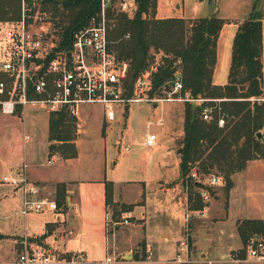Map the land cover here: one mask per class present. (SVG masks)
I'll return each instance as SVG.
<instances>
[{
	"label": "trees",
	"instance_id": "16d2710c",
	"mask_svg": "<svg viewBox=\"0 0 264 264\" xmlns=\"http://www.w3.org/2000/svg\"><path fill=\"white\" fill-rule=\"evenodd\" d=\"M52 14L60 35L58 48H69L75 28L87 23L101 9V0H39ZM159 0H137L133 15L109 7L115 25L109 31L110 47L127 62L125 77L128 91L133 93L135 81L144 71H150L149 97L166 95L172 81L179 76L183 82L181 94L204 98L203 104L184 101L183 135L177 149L182 170L181 183L188 187V205L203 209L200 187L208 186L192 177L215 174L223 181L226 196L234 185V174L244 170L250 160L264 158V137L258 132L264 125V103L250 99L262 90L264 61L262 32L264 14L254 8L253 13L238 25L233 39L228 81L214 82L218 60V39L226 23L218 15L186 17L157 15ZM23 0H0V21H16L22 16ZM159 59L157 58V55ZM0 71V80L6 79ZM6 97L0 93V99ZM213 107V117L205 119L202 108ZM22 106L17 110L21 112ZM225 114L226 124L220 126L219 115ZM78 117L70 109L61 107L49 114L51 152L65 157L78 154ZM58 203L66 202L65 195ZM106 205L111 206L115 218L133 209V203L114 200L113 182L106 181ZM243 241L239 257L246 256V246L252 235L264 236V219L245 217L237 222ZM145 248V242L141 243ZM136 259H144L134 253Z\"/></svg>",
	"mask_w": 264,
	"mask_h": 264
},
{
	"label": "rangeland",
	"instance_id": "374dc122",
	"mask_svg": "<svg viewBox=\"0 0 264 264\" xmlns=\"http://www.w3.org/2000/svg\"><path fill=\"white\" fill-rule=\"evenodd\" d=\"M180 2L181 6L178 4L175 7L172 4L173 9L179 12L183 9L184 13L188 15L187 17L218 15L225 18V32L220 44L217 79L218 81H227L231 46L234 38L232 31L236 28L238 22L251 16L254 8L264 14V0H180ZM5 23L0 21V61L3 59L1 46L6 28ZM159 56L158 54V59ZM156 102L152 99L134 101L131 103L128 113L122 112L121 107L117 106V118L111 122L105 120L103 106L97 102L81 104L79 114L76 115L79 122L77 143L80 154L74 159V168H71L70 173H73L77 178L83 179L79 182V194L82 198V203L81 208L80 206L77 207L79 217L77 216L73 219L75 232L69 237L70 244H80L82 241L90 242L92 244L91 253L94 255L100 254L96 247L101 243L99 232L100 217H102L103 213L100 208L102 195L100 183L93 179L106 174L110 179L119 180V184H121V200L119 201L134 204L129 223L118 225L114 231L106 229L108 238H117L122 248V250L121 248L116 250L110 247L111 253L109 254L117 256V260L110 264H154L152 261L145 263L137 260L126 261L127 263L118 261V259L124 258L122 256L124 249H132V253H138L139 256L144 254L143 260H147L146 249L148 245L145 242V248L141 246V236L140 238L136 237L137 240L130 241L131 227L143 224L144 219L140 217V212L143 209L147 210L145 206L147 195L154 199L158 197L164 198V196L169 194L160 191L158 195H156L157 192L155 191L148 193L153 189L152 187H150V190L143 189L142 187L145 186L146 182L142 179L154 182L156 181L155 179L163 178L169 179L172 183L181 182V169L178 174L179 170L177 171L176 161L179 157L177 149L180 146V140L183 135L184 101L179 99L164 100L159 102V105ZM48 109L46 105L29 103L26 105V112H23L22 109L21 112L16 111L13 114L4 113L0 110V180H2L4 174L12 172L10 164L13 163V159L23 164L24 131L31 130L29 128L31 123L39 126V139H42V126L46 123ZM159 119H162V122H156ZM149 131H154L158 134L156 146H148L145 143V138ZM27 133L32 135L30 132L25 134ZM126 145L130 146L128 150L125 148ZM116 159L119 160L118 163L115 162ZM262 162L264 160L260 164ZM249 174L250 182L254 183L255 186L257 184L264 186V163L258 167H251ZM212 175L215 174H198L199 181L208 186V189H205L208 191L209 198L205 199L207 205L202 210H205L208 205H212L211 210H213L210 216L207 217L204 216V212L201 214L192 210V215L187 221L188 225L183 227L181 238L183 239L187 236L189 244L186 260L175 261L177 252L175 257L167 259L162 264H264V261L253 259L247 254L243 258L237 259L235 257L244 244L239 232L235 229V218L231 217L232 219L230 220V217L227 218L225 214V212L229 211L230 204L225 196L223 185L212 183L210 181ZM221 182L224 184L223 180ZM160 187H164L162 183ZM166 187V189L169 188V186ZM14 189L17 190V188ZM202 189L203 187H200V190ZM257 189L259 190L258 187ZM188 194L189 190L182 184L180 193L177 196L183 195L188 200ZM171 195L176 196V193ZM58 204L59 208L56 212L68 209L65 201ZM160 205L162 210H165L163 209L164 204L159 203H153L152 208L154 206L159 208ZM20 214L25 217L26 222L30 223V226L33 225V222L37 226L50 213L48 211H44V213L29 212L24 215L20 211ZM233 214L239 215V211L236 210ZM61 223H64V227L61 230L64 232L67 225L65 222ZM37 227L39 230L41 229V225ZM55 227L56 225L53 226V228ZM194 227L198 229L195 231ZM138 228L141 227L139 226ZM25 236H28L30 240L35 238L39 242L44 240V236L41 237V235L39 237H34V235ZM55 237L58 238V236ZM181 239L178 241V245ZM232 247L233 249H231ZM151 249L153 250L151 259H153L155 257L153 244ZM180 250L179 246L178 251ZM202 251H204V254ZM129 252L126 258L130 257L131 251ZM182 253L185 252L182 251Z\"/></svg>",
	"mask_w": 264,
	"mask_h": 264
},
{
	"label": "built area",
	"instance_id": "2783aa9c",
	"mask_svg": "<svg viewBox=\"0 0 264 264\" xmlns=\"http://www.w3.org/2000/svg\"><path fill=\"white\" fill-rule=\"evenodd\" d=\"M133 15L137 9V0H101V9L89 21L74 29L69 48H58L60 35L55 27L52 14L43 8L39 0H23L22 16L16 21L5 23L2 37L3 59L0 70L6 79L0 80V93L6 97L0 99V110L4 113H15L17 106L22 108L29 103L46 105L50 110L65 107L75 115L79 114L81 104L97 102L103 106L105 120L111 122L117 118V106L122 112L128 113V108L134 101L152 99L158 104L164 100L179 99L203 104L204 98L193 97L189 93L181 94L183 82L179 76L174 79L172 89L166 95L149 97L150 71H144L135 81L134 91L130 93L125 81L128 64L121 60L110 47L109 31L115 25L114 18L109 16V7ZM262 52L264 61V19L262 32ZM250 99L259 104L264 103V75L262 90ZM41 102V103H40ZM213 107L205 104L202 116L205 119L213 117ZM227 117L221 114L217 118L220 126L226 124ZM156 122H162L159 119ZM264 137V125L260 130ZM31 134H25L26 139ZM158 134L149 131L145 138L148 146H156ZM127 150L129 145L125 147ZM49 162L52 159L48 160ZM192 177L199 181L198 173L192 172ZM223 179L212 175L210 181L219 183ZM2 181L17 188L22 194L21 213L56 212L59 204L52 192L44 185L32 180L24 162L15 172L4 174ZM188 190V187H186ZM201 194L209 198L208 191L203 188ZM189 197V194H188ZM187 200V205H188ZM192 210L203 214L202 209H191L188 205L186 225ZM113 210L108 205L105 212V228L114 231L118 225L129 223L130 211H123L121 217L115 218ZM22 248L15 259L0 260V264H84V254L79 251L60 253L50 245L32 243L28 236L21 240ZM146 258L151 260L153 250L147 244ZM181 250L177 253L178 260H186L189 252L187 236L181 239ZM184 251L185 253H182ZM247 255L256 260L264 261V236L252 235L246 246ZM237 259L238 253L235 255ZM145 258V259H146ZM117 260L115 254H108L97 264H109Z\"/></svg>",
	"mask_w": 264,
	"mask_h": 264
},
{
	"label": "crops",
	"instance_id": "0c3cea01",
	"mask_svg": "<svg viewBox=\"0 0 264 264\" xmlns=\"http://www.w3.org/2000/svg\"><path fill=\"white\" fill-rule=\"evenodd\" d=\"M172 4H174L175 7L178 6V4H180V6L182 5L180 0H159L157 15L160 17L188 16L184 13L183 9L180 12L174 11ZM240 22L237 23V26L234 29L235 31H232L233 36L235 35ZM224 27L225 25H223L218 39V60L213 76L214 82L218 84H224L228 81H218L217 79L218 63L220 60V44L225 32ZM22 109L23 112L27 111L26 106ZM49 109L46 114V123L42 126V139H39L40 136L38 125L31 123V127H29L31 128V130L24 131V135L26 132H30L32 133V136L28 140H26L23 136V163H27V172L29 177L32 180L44 185L47 190L52 192L55 198L65 195L68 209L66 211L60 212L48 211V213L50 214L48 215V217L44 218V221H42V223H40L41 229L39 230V228L37 227L40 226L39 224L36 226V224L33 222V225L30 226V223H27L25 217H22L20 214V207L22 206L21 192L19 190H15L9 184H4L2 180H0V185H2L0 186V260L11 261L15 259L22 248L21 240L25 235H34V237H39V235H41V237L44 236L43 241L39 242L37 239L31 238L32 243L37 245H50L53 249L60 253L68 251H79L85 255L84 257L86 260V264L95 263L96 261L103 260L109 253H111L110 247H113L116 250L121 248L120 242L117 241V238H108L105 228V212L107 210L106 181L110 180L113 182V197L114 200L118 201L121 200V184H119V180L110 179L106 176V174L98 177L97 179H93L100 183L102 195L100 208L103 213L102 217H100L101 221L99 232L101 243L98 247H96L100 254L94 255L91 253L90 250H92V244L90 242L82 241L80 244L71 245L69 242V237L75 232L73 219L77 216L79 217L77 207L80 206L81 208L82 203V198L79 194V182L83 179L75 177L73 173H70V171L71 168H74V159L79 156L80 150L76 139V144L78 147L77 156L65 157L59 151H55L53 153L51 152V141L49 140V114L51 110ZM129 111L130 106L128 108V112ZM46 159L47 161H45ZM49 159H52V161L49 162ZM263 160L264 159L261 158L252 159L248 162L247 167L244 170L235 173L234 185L231 188L228 197L225 195L230 204L229 211L225 212V214L227 218L230 217V220L232 219L231 217L235 218L234 223L236 224L235 229L237 231V222L239 219L245 217L264 219V186H260L258 184L257 186H255L254 183L250 182L249 174V169L251 167L260 166L262 163H264L262 162L260 164V162ZM12 162L13 163L10 164V168L12 169V172H15L21 167L22 163L16 162L14 159L12 160ZM115 162L118 163L119 160L116 159ZM176 162L177 171L179 170V174V157L177 158ZM74 180L78 181L74 182ZM142 180L146 182L145 186L142 187L143 189L146 188V190H150V187H152L153 189L148 193L153 191L157 192L156 195H158L159 191L166 194L169 193L167 196H164V198L158 197L154 199L151 198L150 195H147L145 203L147 210L143 209L140 212V217L144 219L143 224L134 225L133 227H131V234H128L130 236V241L137 240L136 237L140 238L141 236V242L144 241L146 242V244H153L155 247V257L151 260L136 259L134 257V253H132V249H124L122 251V256L124 258L120 260L118 259V261L125 263H127L126 261L130 262L132 260H137L138 262L144 263L152 261L154 264H162L166 262L167 259L175 257L176 253L179 250L178 241L182 238L183 227L186 226L185 216L188 212V205L186 200L187 198L183 195L177 196L180 193L182 186L181 182L179 181L172 183L169 179L167 180L163 178L155 179L156 181L154 182L148 181L146 179ZM161 183L164 186L162 188L160 187ZM221 183L222 182H219V185H223V183ZM5 185L9 187L7 188V186ZM3 186L5 187L3 188ZM166 186H169V188L166 189ZM257 187L259 188V190L257 189ZM173 193H176V196H172L171 194ZM153 203L164 204L163 209H165L166 211L162 210L161 205L159 206V208L157 206H154L152 208ZM211 207L212 205H208L205 210H202L204 212V216H210V213L213 210H211ZM236 210L239 211V215L233 214ZM131 213H133L132 210ZM61 222H65L67 225L64 232L61 231L64 227V223ZM54 225H56L55 228H53ZM139 226L141 228H138ZM197 229L198 228H195V231ZM55 236H58V238ZM47 242H49V244H47ZM231 249H233V247ZM129 251H131L130 257L126 258V255L130 253ZM202 253L204 254V251H202ZM175 261L180 262L182 260L176 259Z\"/></svg>",
	"mask_w": 264,
	"mask_h": 264
},
{
	"label": "water",
	"instance_id": "95a60500",
	"mask_svg": "<svg viewBox=\"0 0 264 264\" xmlns=\"http://www.w3.org/2000/svg\"><path fill=\"white\" fill-rule=\"evenodd\" d=\"M172 84H174V80L172 81ZM156 104H157V103H156ZM258 136H259V137H262V136H263L261 131L258 132ZM181 174H182V170H181Z\"/></svg>",
	"mask_w": 264,
	"mask_h": 264
}]
</instances>
